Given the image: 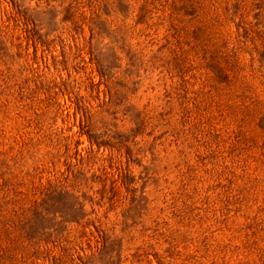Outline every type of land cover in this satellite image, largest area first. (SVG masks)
I'll return each mask as SVG.
<instances>
[{"label": "rangeland", "instance_id": "obj_1", "mask_svg": "<svg viewBox=\"0 0 264 264\" xmlns=\"http://www.w3.org/2000/svg\"><path fill=\"white\" fill-rule=\"evenodd\" d=\"M0 264H264V0H0Z\"/></svg>", "mask_w": 264, "mask_h": 264}]
</instances>
